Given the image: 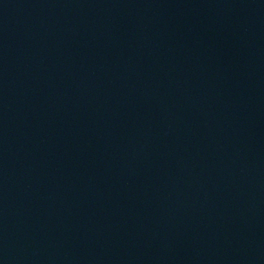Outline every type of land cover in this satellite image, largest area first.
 <instances>
[{"label":"water","instance_id":"1","mask_svg":"<svg viewBox=\"0 0 264 264\" xmlns=\"http://www.w3.org/2000/svg\"><path fill=\"white\" fill-rule=\"evenodd\" d=\"M0 264H264V0H0Z\"/></svg>","mask_w":264,"mask_h":264}]
</instances>
